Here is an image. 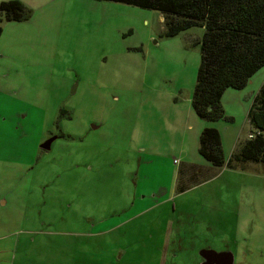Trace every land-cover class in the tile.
I'll list each match as a JSON object with an SVG mask.
<instances>
[{"label": "rangeland", "instance_id": "rangeland-1", "mask_svg": "<svg viewBox=\"0 0 264 264\" xmlns=\"http://www.w3.org/2000/svg\"><path fill=\"white\" fill-rule=\"evenodd\" d=\"M20 1L25 19L0 11V264H202V249L264 264V167L198 150L205 127L227 158L248 139L264 66L204 120L203 27L169 37L153 9Z\"/></svg>", "mask_w": 264, "mask_h": 264}, {"label": "trees", "instance_id": "trees-1", "mask_svg": "<svg viewBox=\"0 0 264 264\" xmlns=\"http://www.w3.org/2000/svg\"><path fill=\"white\" fill-rule=\"evenodd\" d=\"M159 11L165 35L176 36L194 26L205 29L197 44L201 64L192 106L197 116L216 121L225 117L222 97L228 88L245 87L264 66V0H110ZM0 11L9 21L27 17L20 0L3 1ZM2 22V18H0ZM2 28L0 26V35ZM248 118L253 137L226 158L221 133L205 127L199 153L217 167L236 169L247 163L264 165V84L254 98Z\"/></svg>", "mask_w": 264, "mask_h": 264}, {"label": "water", "instance_id": "water-1", "mask_svg": "<svg viewBox=\"0 0 264 264\" xmlns=\"http://www.w3.org/2000/svg\"><path fill=\"white\" fill-rule=\"evenodd\" d=\"M58 136H52L48 138L41 144V148L45 150H50L52 143L56 140ZM200 256L203 259L202 264H218V262L222 263V261H226L224 264H234L233 262V253L230 251L217 252L211 249H202L200 251ZM223 264V263H222Z\"/></svg>", "mask_w": 264, "mask_h": 264}, {"label": "crops", "instance_id": "crops-1", "mask_svg": "<svg viewBox=\"0 0 264 264\" xmlns=\"http://www.w3.org/2000/svg\"><path fill=\"white\" fill-rule=\"evenodd\" d=\"M162 20H164V18H163V16H162ZM221 137H222V143H223V148H224V152H225V156H226V158H227V150H226V147H225V144H224V140H223V136L221 135ZM228 159V158H227ZM177 163V162H176ZM180 164H181V162H180ZM249 163H247V164H244V168H245V166L246 165H248ZM251 164V169L252 170H256V171H260L262 168H260V164H258V163H250ZM262 165V164H261ZM182 167V166H181ZM262 167H264V165H262ZM183 169L182 168H180V171H182ZM242 170H244V169H242Z\"/></svg>", "mask_w": 264, "mask_h": 264}, {"label": "built area", "instance_id": "built-area-1", "mask_svg": "<svg viewBox=\"0 0 264 264\" xmlns=\"http://www.w3.org/2000/svg\"><path fill=\"white\" fill-rule=\"evenodd\" d=\"M248 137L252 138V137H253V135L250 133ZM175 162H177V161L175 160Z\"/></svg>", "mask_w": 264, "mask_h": 264}, {"label": "flooded vegetation", "instance_id": "flooded-vegetation-1", "mask_svg": "<svg viewBox=\"0 0 264 264\" xmlns=\"http://www.w3.org/2000/svg\"><path fill=\"white\" fill-rule=\"evenodd\" d=\"M202 262H203V259H202ZM226 261L224 260V261H222V263L224 264ZM222 263H220V262H218V264H222Z\"/></svg>", "mask_w": 264, "mask_h": 264}]
</instances>
